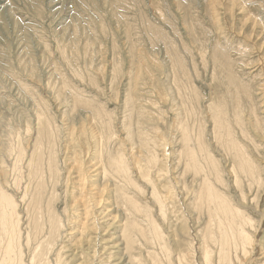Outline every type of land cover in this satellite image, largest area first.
<instances>
[{
    "label": "rangeland",
    "instance_id": "1",
    "mask_svg": "<svg viewBox=\"0 0 264 264\" xmlns=\"http://www.w3.org/2000/svg\"><path fill=\"white\" fill-rule=\"evenodd\" d=\"M228 3L0 0V264H219L231 217L264 264V0Z\"/></svg>",
    "mask_w": 264,
    "mask_h": 264
},
{
    "label": "bare ground",
    "instance_id": "2",
    "mask_svg": "<svg viewBox=\"0 0 264 264\" xmlns=\"http://www.w3.org/2000/svg\"><path fill=\"white\" fill-rule=\"evenodd\" d=\"M221 1V0H220ZM239 1V0H238ZM238 1L237 0H229V3H231L232 4V7L234 8V6H237V4H239L238 3ZM216 2V1H215ZM228 2V1H227ZM228 3V4H229ZM215 4V3H214ZM216 5V4H215ZM216 6H218V5H216ZM232 7H230L229 8V11L231 12V11H233V9H232ZM238 10H239V12L238 13H240V12H243L242 10H243V7H241L240 5H238V8H237ZM235 10H236V8H235ZM228 11V12H229ZM252 20H251V18L248 16L245 20H244V22H243V24H242V26H244L246 23H250ZM253 22V21H252ZM241 26V27H242ZM253 28L252 29H254L255 27L256 28H259V24H257L255 21L253 22V26H252ZM251 29V30H252ZM240 31V30H239ZM255 31H256V29H255ZM253 32L251 31V34H252ZM227 59V58H226ZM227 62H228V59H227ZM228 64H229V62H228ZM232 76V75H231ZM229 79H232L231 77H229ZM233 81V80H232ZM240 86V88H242V86L241 85H239ZM239 88V89H240ZM240 92H242V93H247V94H249L247 91H245V90H240ZM238 99V98H237ZM237 105V104H236ZM240 105V104H239ZM224 123V122H223ZM256 124L258 123L257 121L255 122ZM185 131H186V129H184ZM187 132V131H186ZM227 135V134H226ZM231 136L230 135H228L227 136V139H229L230 141H232V143L234 144V145H237L238 146V148H236L235 147V151H236V155L239 157H236V158H238V159H243V161L244 162H242L243 164L244 163H247V156H244V157H242L241 158V155H243V153H241V152H243L244 150H243V148L240 146V145H238V144H236V142L234 141V140H232L231 138H230ZM188 144V143H187ZM192 153H193V151H192ZM194 154V153H193ZM121 159H123V156H122V154H120V156H119ZM120 159V160H121ZM194 159V158H193ZM37 160V157L35 158V161ZM191 160V159H190ZM250 161H248V163H249ZM250 164V163H249ZM138 168H140V167H138ZM248 168V171H249V167H247ZM58 170V169H57ZM71 170H72V168H69V170H67V174L69 175L70 174V172H71ZM52 172H55L54 171V169H53V171ZM82 175V174H81ZM81 175H79L78 177H76L75 179H76V181H77V183H78V186H82V181H83V179H84V177H83V175H82V177H81ZM51 176H53V175H51ZM251 177H252V175H251ZM259 178V177H258ZM69 181V178H66V180H65V182H66V186H67V182ZM204 186H205V183H204ZM208 186H209V184H208ZM208 188V187H207ZM207 188H205L203 191L205 192V190L207 189ZM214 188V187H213ZM38 189L40 190V187H38ZM41 191V190H40ZM208 191V195H207V197L209 198V200H211V201H214L217 205H218V207L220 208V211L221 212H223L226 216H228L229 215V212H228V209H225L224 208V206H223V202L225 203L226 201L225 200H223L221 197H220V195L219 194H217V192H215L214 191V193L211 191L210 192V190H207ZM218 191V190H217ZM3 194L1 195V199H0V225L1 226H5L6 225V223L8 222V221H10V223H9V230H10V232L12 233L13 231H14V229L16 228V223L14 222V221H11V219L13 218V212H14V210H15V203L14 202H8V201H6V200H8V199H11V198H9V196L7 195V194H5L4 192H2ZM166 195H162V196H159V197H156L157 199V204H158V206H159V208L160 207H162L166 202H165V200H166V197H165ZM201 197V196H200ZM204 197H205V195H204ZM207 197L205 198L206 200H208L207 199ZM95 199H98V197L96 198V197H94ZM200 199V198H199ZM13 201V200H12ZM223 201V202H222ZM99 203V202H98ZM220 205H222V207L220 206ZM233 210V209H232ZM232 212V211H231ZM235 211L233 210V212H232V214L234 213ZM233 222H234V218L233 217H231V219L229 220V223H228V225H227V228L226 229H224L223 231H219V240H221V241H223V246L219 249V258H218V262H219V264H224V263H230L229 262V260H230V258H227V253H229V252H227V249H230V245H229V239H228V232H229V230H230V227L231 226H233ZM151 227L152 228H154V230H155V232L157 231V227H156V225L154 224V222L152 221V223H151ZM218 229L220 230V227H218ZM242 229V228H241ZM242 232V233H241ZM240 232V238H242V240H243V244H245V243H248V244H250L251 243V241H250V236L248 235V234H246L245 232H244V229H242V231ZM232 245V244H231ZM244 250H245V248H244ZM247 251V250H246ZM245 251V252H246ZM8 252H11V250L10 251H7V253ZM6 253V254H7ZM12 253H13V250H12ZM247 253H248V251H247ZM10 254V253H9ZM211 255H213V254H211ZM204 256H205V258H206V260H208L209 259V257H210V254H209V252H208V249H206L205 250V252H204ZM8 258V257H7ZM204 258V259H205ZM212 258V257H211ZM13 260H14V258H13ZM178 260H180V259H178ZM17 261V260H16ZM14 263H16V262H14ZM13 263V261L10 259L9 261H8V259H7V261L6 260H4V261H2V263L1 264H14ZM180 264H184L183 262H179ZM178 263V264H179ZM20 264V263H19ZM185 264H188L187 262H185Z\"/></svg>",
    "mask_w": 264,
    "mask_h": 264
}]
</instances>
